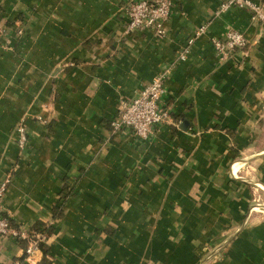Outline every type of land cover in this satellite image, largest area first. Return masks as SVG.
<instances>
[{
	"label": "crops",
	"instance_id": "obj_1",
	"mask_svg": "<svg viewBox=\"0 0 264 264\" xmlns=\"http://www.w3.org/2000/svg\"><path fill=\"white\" fill-rule=\"evenodd\" d=\"M130 1L0 0V215L52 227L23 264H264V25L172 0L165 35L126 34ZM231 29L249 42L221 61L211 40ZM161 73L169 121L146 141L112 133L120 100ZM26 247L0 237V264Z\"/></svg>",
	"mask_w": 264,
	"mask_h": 264
},
{
	"label": "built area",
	"instance_id": "obj_2",
	"mask_svg": "<svg viewBox=\"0 0 264 264\" xmlns=\"http://www.w3.org/2000/svg\"><path fill=\"white\" fill-rule=\"evenodd\" d=\"M173 7L172 0H131L126 5V34L139 29H153L159 36L166 34L165 23L168 21ZM231 8L248 10L253 19L264 25V0L261 3L252 0H225L217 15L228 11ZM207 25L198 28L193 37L188 40V45L179 54V60H185L191 45L195 40L206 33ZM6 31L0 27V46ZM247 37L237 31L229 30L223 38L211 40L216 54L221 61L229 60L233 54L248 44ZM165 73H161L149 83L140 88V91L132 99L122 98L119 102V109L112 120V133L122 129L130 130L141 140H148L155 129L170 119L168 108L162 102L165 93ZM17 145L22 151L28 143V133L24 125L17 126ZM11 174H7L5 180L0 184V207L2 198L10 183ZM0 237H10L17 241H25L27 247L24 252L23 262L16 264L30 263L34 261L35 254L40 251V245L46 240V236L33 232L24 227H16L4 217H0Z\"/></svg>",
	"mask_w": 264,
	"mask_h": 264
},
{
	"label": "trees",
	"instance_id": "obj_3",
	"mask_svg": "<svg viewBox=\"0 0 264 264\" xmlns=\"http://www.w3.org/2000/svg\"><path fill=\"white\" fill-rule=\"evenodd\" d=\"M66 192L64 193L65 194V197L67 198V197H69L71 194H72V191H73V189H74V187H69V186H66ZM64 192V191H63ZM62 211H63V205L61 204V205H59V206H57V207H55L54 208V217L56 218V217H59V215H61L62 214ZM0 217H4V218H7V217H5L4 215H0ZM8 219V218H7ZM9 220V219H8ZM10 221V220H9ZM11 222V221H10ZM36 227V231H37V233H39V234H43V235H45V236H48V233H50L51 231H52V227H47V228H45V227H43V226H35ZM35 231V232H36ZM44 244H41L40 245V249L42 250L43 249V246Z\"/></svg>",
	"mask_w": 264,
	"mask_h": 264
}]
</instances>
